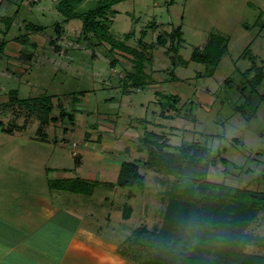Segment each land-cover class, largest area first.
Masks as SVG:
<instances>
[{
  "label": "rangeland",
  "instance_id": "374dc122",
  "mask_svg": "<svg viewBox=\"0 0 264 264\" xmlns=\"http://www.w3.org/2000/svg\"><path fill=\"white\" fill-rule=\"evenodd\" d=\"M34 1L0 0V17L15 19L3 38L7 44L0 57V123L7 127L15 119L12 109L4 108L14 98L13 92L19 100L51 97L55 106L51 117L57 120L40 133L35 117L24 130L12 128V135L0 132L2 197L31 190L58 203L66 196L83 200L84 207H70L84 220L83 226L131 254L136 230L147 235L161 229L166 206L162 196L173 181L140 166L146 158L140 143L151 132L164 137L168 151L197 142L222 152L229 162V174L219 164L210 169L207 181L264 192V80L252 93L241 76L252 64L264 73V0H121L109 14L111 35L121 39L133 31L127 45L136 47L144 31L143 42L155 47L152 65L146 66L155 84L140 90L122 87V70L131 69L126 58L115 54L122 65L110 69L106 46L95 48L90 41L81 40L79 21L63 24L56 10L59 0ZM97 2L81 0L75 12L85 13ZM24 24L42 29L39 34H29L35 47L12 41L26 33ZM57 26L63 30L57 43L59 52L48 45L57 38ZM177 29L183 41L178 54L188 65L175 66L178 81H171L173 66L165 55L170 44L158 48L155 42L161 33L172 34ZM215 37L222 38L227 49L210 77L209 69L190 62V57ZM21 54L31 60L23 61ZM160 94L178 98L180 117L163 120L159 116ZM33 103L39 105V101ZM62 110L74 114L73 125L60 118ZM16 123L22 126L24 118ZM122 162L139 165L143 191L117 186ZM62 178H80L98 186L90 197L55 193L49 185L62 186ZM129 208L131 216L124 220L122 215ZM107 214L111 215L109 222L105 221ZM250 231L264 238V211ZM246 251L264 256V246H248Z\"/></svg>",
  "mask_w": 264,
  "mask_h": 264
},
{
  "label": "trees",
  "instance_id": "16d2710c",
  "mask_svg": "<svg viewBox=\"0 0 264 264\" xmlns=\"http://www.w3.org/2000/svg\"><path fill=\"white\" fill-rule=\"evenodd\" d=\"M120 1L98 0L95 8L78 14L75 12V5L81 0H59L56 10L62 16L63 24L71 21L81 23V40L90 41L91 46L95 48L107 47L106 56L109 58L110 69L113 70L121 64L115 58L117 53L126 58L131 64V69L122 70L124 74L121 77L122 87L124 90L128 87L140 90L155 84L152 71L146 72V66L152 65L151 53L155 47L154 44L147 45L143 42L144 31L136 47L127 45V42L134 37L133 31L123 35L121 39H115L111 35L109 14L113 6ZM14 21V17H0V26L3 27L0 28V57L4 54L7 44L3 38L8 34ZM24 30L26 33L13 38L12 41L22 47H35L29 34H39L42 29L31 24H24ZM62 32L61 27L57 26L56 40L48 42L55 52H59L60 47L57 43ZM182 42L180 29L172 34L161 33L155 42L158 48H166V44H170L165 55L170 58L173 66L170 74L171 81H178L174 75L175 66L188 65L178 54ZM224 42L220 37L212 38L203 48L196 49L192 53L190 62L204 65L209 69L208 76H213L227 49V44ZM64 52L67 53V51ZM20 57L23 61L31 60L29 55L21 54ZM255 67V64H252L250 69L241 74L244 78L243 82L249 84L252 93H256L264 80L263 69ZM252 74V78L248 80ZM12 94L14 98L8 102V105L5 104L4 108L5 110L11 108L15 119L13 118L7 127L0 123L1 133L12 135V128L15 131L24 130L28 123L32 122L33 117L38 120L40 133L57 120L51 117L55 108L51 97L37 99L39 105L36 106L33 103L36 102L35 100H19L16 92ZM160 97L162 103H159L161 108L159 116L163 120L180 117V109L176 108L178 98L171 95L161 96V94ZM57 107L61 108L60 105ZM20 117L24 118L22 126L16 123ZM61 117L67 118L70 125L74 124V114L62 110ZM140 144L146 151L145 161L140 166L164 177H171L173 181L162 196L166 206L161 229L147 235L142 230H136L133 234L136 243L133 253L129 254L128 251L118 249L122 256L138 264H264V256L246 251L248 246H264V238L250 231L252 223L264 211V192L207 181L210 169L219 164L224 167L223 173L229 174V162L222 152L212 151L197 142L184 144L173 151H168L169 147L164 137L151 132L145 134ZM75 163L76 167H79L80 158L77 157ZM249 172V170L240 171L236 177ZM59 182L62 186L53 184L49 187L83 196H91L94 188L98 186L97 182L89 184L79 178L62 179ZM116 184L120 187H133L143 191L144 177L139 174V165L135 162H122ZM129 197H133L132 194ZM130 216L129 208L124 211L122 217L128 220Z\"/></svg>",
  "mask_w": 264,
  "mask_h": 264
},
{
  "label": "crops",
  "instance_id": "0c3cea01",
  "mask_svg": "<svg viewBox=\"0 0 264 264\" xmlns=\"http://www.w3.org/2000/svg\"><path fill=\"white\" fill-rule=\"evenodd\" d=\"M20 192L0 195V264H136L118 252L119 244L83 226L71 211L84 207L83 200L66 196L58 203L31 190Z\"/></svg>",
  "mask_w": 264,
  "mask_h": 264
}]
</instances>
